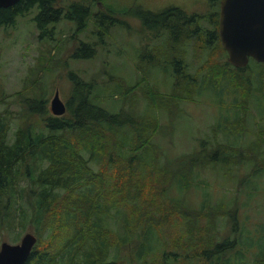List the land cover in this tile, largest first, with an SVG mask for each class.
<instances>
[{"label":"trees","instance_id":"trees-1","mask_svg":"<svg viewBox=\"0 0 264 264\" xmlns=\"http://www.w3.org/2000/svg\"><path fill=\"white\" fill-rule=\"evenodd\" d=\"M218 10L219 0L200 13L177 6L118 9L104 0H19L0 9V27L34 11L40 39L52 38L61 20L74 22L72 38L93 24L97 40H77L73 58L92 57L109 28L125 23L120 16L137 19L158 39L139 49L140 74L132 84L120 79L105 93L95 77L69 69L63 114L46 110L43 86L23 96L16 123L0 108V232L28 227L36 234L26 264H264V228L254 229L252 243L249 206L227 196L236 188L254 198L264 176V62L227 61ZM189 47L197 59L192 70ZM157 69L168 79L167 92L157 85ZM99 87L118 96L115 104ZM136 88L145 98L141 106ZM204 92L220 105L212 133L189 151L165 154L155 139L164 127L161 113L172 122L182 113L180 102H197ZM253 102L259 116L247 127ZM217 131L233 138L218 139ZM203 170L214 172L213 179ZM219 171L227 195L210 190ZM254 245L256 254L245 257Z\"/></svg>","mask_w":264,"mask_h":264},{"label":"rangeland","instance_id":"rangeland-1","mask_svg":"<svg viewBox=\"0 0 264 264\" xmlns=\"http://www.w3.org/2000/svg\"><path fill=\"white\" fill-rule=\"evenodd\" d=\"M104 2L113 4L118 9L136 5L150 11H160L168 6H177L189 13H200L209 8V0H104ZM93 7L95 9L96 6ZM34 13L31 11L17 17L12 26L0 27V108H3L5 113L16 116L12 120L13 124L18 119H22L21 114L24 112L26 100L23 96L33 95V91H39L40 86L47 90L45 108L50 113H52L50 98L55 89H58L59 96L65 102L71 87L67 77L69 69L77 71L85 78L95 77L105 93L113 88L120 79L128 84L134 83L137 75L140 74L137 67L139 49L144 45L153 47L158 44V39L154 36L157 32H151V34L133 17L120 16L125 23L123 25L116 24L109 28L107 35L103 37V44L97 46L92 57L73 58L70 53L77 45V40H97L93 34L95 30L93 24H88L83 32L72 38L75 28L74 22L61 20L55 25L52 38L40 39L38 29L32 19ZM205 25L207 27L208 23ZM187 61L192 70L197 63L192 47H189ZM153 72L157 74L158 87L164 92L169 91L170 87L166 84L168 79L164 78L158 69L153 70ZM152 78V76L147 77V82L156 84ZM100 87V95L108 98L106 102L115 104L113 99H118V96L115 95L111 99L100 90ZM135 90L137 91L135 98L141 106L145 98L140 93L139 88ZM18 91L21 94H17ZM222 96L220 98H223ZM214 99L212 93L204 92L197 98V102H180L181 110L179 112L182 113L172 122L167 120L165 111L161 113L164 127L156 134L155 139L162 143L165 154L173 156L183 151H189L197 145L198 138H202L207 133L209 135L212 133L210 127L213 121L220 119L221 116L220 105ZM249 107L247 127L253 126L254 119L259 116V109L255 102L250 103ZM37 117L40 116L37 114L35 118ZM12 130L13 126L10 128V132ZM226 135L229 139L233 138L232 134H223L218 131L215 137L222 139ZM248 139L244 138V143ZM201 174L205 177L209 174L210 180L214 177V172L209 170H203ZM223 180L224 177L219 171L217 180H213V188L208 181L211 192L215 190L213 195L214 193L217 196L226 194ZM225 180L227 184L231 183L229 179L225 178ZM259 187L262 194L260 197L256 196ZM227 194L228 197L238 195V199H241L244 205L249 206L248 214L250 217L248 216L247 219V225L251 229L249 240L254 243L257 240L254 229L264 228V176L256 180V191H254V198L252 199L243 196L245 195L244 191H238L236 188L229 190ZM238 203H240L239 200ZM238 211L243 213L244 209H238ZM26 231L31 230L28 227L25 229L17 227L10 231L0 232V242L2 240L17 242ZM257 249H259L257 245L246 249L245 257H251L253 253L258 251Z\"/></svg>","mask_w":264,"mask_h":264},{"label":"water","instance_id":"water-1","mask_svg":"<svg viewBox=\"0 0 264 264\" xmlns=\"http://www.w3.org/2000/svg\"><path fill=\"white\" fill-rule=\"evenodd\" d=\"M19 0H0V9L11 7ZM218 36L227 53V61L244 66L250 57L264 62V0H219ZM264 78V74H263ZM50 110L63 114L66 104L55 89ZM37 236L26 231L17 242H0V264H26Z\"/></svg>","mask_w":264,"mask_h":264}]
</instances>
